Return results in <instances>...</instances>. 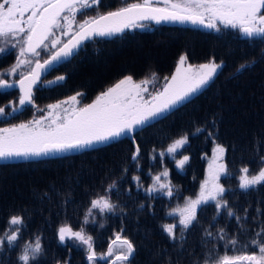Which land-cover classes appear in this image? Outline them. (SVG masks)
I'll list each match as a JSON object with an SVG mask.
<instances>
[{"label":"trees","instance_id":"obj_1","mask_svg":"<svg viewBox=\"0 0 264 264\" xmlns=\"http://www.w3.org/2000/svg\"><path fill=\"white\" fill-rule=\"evenodd\" d=\"M138 1L102 0L98 8L85 10L83 15L78 13L77 21ZM138 23L146 26L83 41L72 56L54 64L33 86L35 107L26 104L11 116L0 117V128L40 117L50 103L78 92L83 93L79 105L90 104L99 93L128 75L138 82L151 79L155 73L157 79L148 88L153 92L162 90L164 78L172 76L181 55L187 57L189 64L214 58L223 61L224 67L209 85L138 129V167L131 159L135 145L126 137L80 152L0 162V230L11 215H23V240L40 235L45 248V255L36 264H63L65 260L69 264H86L84 248L61 245L56 230L65 221L78 230L90 200L113 182L117 187L111 191V200L117 205L116 210L97 215L96 222L85 228L98 253L105 252L114 233L123 229V235L136 249L131 264H203L210 250L218 254L225 251L224 242L216 235L219 229L246 243L264 227V185L243 191L238 180L239 170L245 165L253 174L258 171L259 156L264 154V43L222 26L217 32L191 23ZM50 54L41 51L40 61ZM15 60L14 49L0 54V72ZM241 64L247 67L237 71ZM59 76L65 79L44 84ZM19 95L17 87L0 89V106L18 102ZM6 110L11 111V106ZM184 134L188 142L177 154L189 157L183 170H178L166 156L161 164L157 152ZM212 144L226 149L223 160L232 175L220 182L228 189L224 199L234 215L228 216L227 210L218 214L214 203L204 205L197 213V222L182 236L177 230V239L173 240L162 228L166 213L176 197L181 200L195 195ZM154 155L156 159H152ZM164 167H168V179L179 193L171 200L159 193L152 198L144 191L151 182L149 173L155 175ZM134 175L140 176L144 188L137 187L132 180ZM206 230L213 236H206ZM19 251L5 247L0 252V264H18Z\"/></svg>","mask_w":264,"mask_h":264},{"label":"snow or ice","instance_id":"obj_2","mask_svg":"<svg viewBox=\"0 0 264 264\" xmlns=\"http://www.w3.org/2000/svg\"><path fill=\"white\" fill-rule=\"evenodd\" d=\"M101 3L102 0H0V43L10 45L13 49L19 47L16 63L9 69L8 75L15 74L22 66L29 67L26 73H20L19 80L11 83L3 78V73H0V89L18 85L20 90L18 102H9L11 111L6 110L9 105L0 106V116H11L26 104L35 107L33 86L54 63L72 56L83 41L97 36H115L125 29L146 26L138 23L139 21L151 20L157 24L191 23L217 32L222 26L236 30L249 40L259 39L264 43V0H143L142 3H128L116 11L97 14L77 22L78 13L83 15L85 10L98 8ZM73 25L76 26L75 29ZM70 34L71 38L63 43L61 37H68ZM38 49L45 52L53 49L55 51H51L49 58L41 63L40 59H31L41 56ZM6 50V47H0V53ZM186 60L185 55L179 57L175 72L170 79L164 78L163 89L156 90L155 94L148 88V85L157 79L155 73L151 79L145 78L139 82L128 75L97 95L92 103L74 107L70 112L65 109L62 116L57 115L50 119L52 115L50 111L49 116L0 128V160L80 152L95 149L97 145H109L111 142L119 141L121 137H126L135 145L131 159L137 162L138 167L141 154V147L136 139L138 129H143L151 121L163 117L165 113L209 85L224 67L223 61L217 62L214 58L195 67L191 64L184 67ZM245 67L247 65L241 64L237 71ZM64 79V76H59L56 81L48 83ZM79 96H83V93L78 92L62 103L69 101L79 103L77 100ZM47 107L49 110L57 109L60 104H50ZM45 121L48 123L45 124ZM187 142V134L173 139L166 149L158 153L161 164H164L167 155L175 159L177 169L183 170L189 157L183 155L182 159H176V155ZM225 151L223 145H215L213 158L195 196L183 197L182 204L177 203L170 207L167 215L177 219L174 223L162 225L169 238L177 239V230L182 236L194 222H197V213L204 205L214 203L218 214L222 210H227L228 216L234 215L228 201L224 199L228 189L220 183L222 177L232 175L223 160ZM153 152L155 153L156 149H153ZM152 159H156V156L154 155ZM259 163L258 171L254 174L247 165L240 168L238 180L241 190L247 191L264 185V154L259 156ZM124 171L127 172L128 169ZM149 175L152 183L146 188L139 175H134L132 180L138 188H144L150 197L155 198L154 194L159 193L171 200L179 195L178 190L168 179V167H164L163 171L155 175L151 173ZM116 187V182H113L101 193L95 194L78 230L67 221L57 227L58 242L65 245L67 241H74L83 246L87 264H99L100 261L104 264H131V258L136 251L134 243L123 235L124 230L121 229L114 233L115 239L110 240L107 251L98 253L92 235L88 234L85 228V225L96 222L97 215L103 216L116 210L117 205L111 200V191ZM239 219L237 217L238 221ZM24 228V216L11 215L4 228L0 230V252L5 247L18 248L20 249L18 264H36L39 258L45 255V248L40 235L24 241ZM205 234L213 236L208 230ZM216 235L218 240L224 242L225 251L218 254L210 250L203 264H264V227L246 243H241L236 237H228L223 228L219 229ZM56 264H60V261ZM63 264L69 262L65 260Z\"/></svg>","mask_w":264,"mask_h":264},{"label":"rangeland","instance_id":"obj_3","mask_svg":"<svg viewBox=\"0 0 264 264\" xmlns=\"http://www.w3.org/2000/svg\"><path fill=\"white\" fill-rule=\"evenodd\" d=\"M143 2V0H139L137 3H142ZM159 6H163V5H159ZM85 19H87V18H85ZM83 21V20H82ZM77 22H81V21H77ZM76 28V26L75 25H73V29H75ZM57 35H59V33H57ZM71 36V34L68 36V37H61V40H62V42L64 43L69 37ZM46 43H49V42H46ZM0 47H6L7 48V50H9V49H13V48H11L10 47V45H8V46H6V45H4V44H2V43H0ZM59 47V46H58ZM6 50V51H7ZM15 50V53H16V56H17V54H18V50H19V47H17V48H15L14 49ZM5 51V52H6ZM38 51H43L42 49H38ZM51 51H54V49L53 50H51ZM51 51L50 52H46V53H51ZM4 52V53H5ZM43 52H45V51H43ZM0 54H2V53H0ZM51 55V54H50ZM49 57V56H48ZM31 59H33V60H35V59H40L39 57H31ZM45 60V59H44ZM43 61V60H42ZM16 63V60L14 61V63H12V65L9 67V68H6L4 71H2V72H0V73H3V78H5V79H7L9 82H13L15 79V77H20V73L21 72H27L28 70H29V67L28 66H22L20 69H18L17 70V72L15 73V74H12V75H8V71H9V69L14 65ZM205 63H207V62H205ZM202 64V63H201ZM189 65V63L186 61L185 62V64H184V67H187ZM191 65H193L194 67L195 66H198V65H200V64H191ZM177 67V66H176ZM175 70H176V68H175ZM175 70H174V72H175ZM173 72V73H174ZM171 78V77H170ZM169 78V79H170ZM123 79V78H122ZM51 81H53V80H51ZM139 82V81H138ZM117 83V82H116ZM115 83V84H116ZM44 84H49L48 82H45ZM114 85V84H113ZM112 85V86H113ZM111 87V86H110ZM107 90V89H106ZM105 90V91H106ZM150 91V90H149ZM151 92H153V91H151ZM100 94V93H99ZM98 94V95H99ZM153 94H155V92H153ZM196 94V93H195ZM74 95H76V94H73V95H71V96H74ZM71 96H68V97H66V98H64V99H60V100H57V101H54V102H52V103H50L51 105H55V104H60V107L59 108H57V109H52V110H49L48 109V107H46V110L44 111V113L40 116V117H35V119H40L42 116H49V112L51 111V113H52V115H51V117H50V119H54L57 115H60V116H62V115H64V110L65 109H68V111L70 112L74 107L75 108H78V107H83V106H80L79 105V103H75V102H71V101H69L68 103H62V102H64V101H68V98L69 97H71ZM193 96V95H192ZM96 98V97H95ZM94 98V99H95ZM145 98L147 99V96H145ZM190 98V97H189ZM93 99V100H94ZM77 100L78 101H80L79 100V97H77ZM92 100V101H93ZM92 103V102H91ZM49 104V105H50ZM179 105V104H178ZM0 117H2V116H0ZM32 120V119H31ZM23 123H26V122H23ZM48 123V121H45V124H47ZM1 128H5V127H1ZM215 145L216 144H212V146H211V149H210V151H209V153L207 154V156H206V158H205V169H204V174H203V177H202V179H201V181L204 179V177H205V173H206V170H207V168H208V165H209V163H210V161L212 160V158H213V149L215 148ZM184 146V145H183ZM167 148V147H166ZM165 148V149H166ZM181 149V148H180ZM179 149V150H180ZM178 150V151H179ZM159 152H157V154H158ZM41 157H43V156H41ZM166 157H168V158H170L172 161H173V164L175 165V159H173L172 157H169V156H167L166 155ZM182 157L183 156H180V157H178L177 155H176V159H182ZM33 158H37V157H33ZM14 159H24V158H12V159H8V160H14ZM176 167V166H175ZM178 170H181V169H178ZM161 171H163V170H161ZM160 171V172H161ZM240 175V174H239ZM238 175V176H239ZM223 178V177H222ZM200 181V182H201ZM152 183V181L150 182V184ZM221 183V182H220ZM200 184V183H199ZM199 190V185H198V187H197V190H196V192ZM196 194V193H195ZM195 196V195H194ZM193 196V197H194ZM174 204H173V206L172 207H174L177 203H183V199H181V200H178L177 199V197H176V199H175V201L173 202ZM169 211V210H168ZM168 211H167V213H168ZM167 213H166V222L165 223H174L175 221H176V219L177 218H175V217H171V216H168L167 215ZM66 243H69L70 245H73V246H79V247H82L83 248V246H80L79 244H77L76 242H74V241H67Z\"/></svg>","mask_w":264,"mask_h":264},{"label":"water","instance_id":"obj_4","mask_svg":"<svg viewBox=\"0 0 264 264\" xmlns=\"http://www.w3.org/2000/svg\"><path fill=\"white\" fill-rule=\"evenodd\" d=\"M116 11V10H115ZM139 22H143V21H139ZM149 22H152V23H155V24H157L156 22H154V21H151V20H149ZM165 23H169V24H176V23H178V22H162V23H159V24H165ZM185 24H189V23H185ZM108 37H111V36H108ZM71 38V36L64 42V43H66L69 39ZM55 51V50H54ZM49 58V57H48ZM48 58H46V59H48ZM44 61V60H43ZM43 61H41V63H43ZM54 64H56V63H54ZM53 64V65H54ZM52 65V66H53ZM51 66V67H52ZM51 67H49L45 72H47ZM44 72V73H45ZM43 73V74H44ZM42 78V77H41ZM15 87H17V89L19 90V87H18V85L17 86H15ZM19 92H20V90H19ZM28 159H31V158H28ZM17 160H23V159H14V160H0V162H5V161H17ZM113 239H115V237L113 238ZM108 247V246H107ZM107 251V250H106ZM103 262V261H102ZM86 264H87V260H86Z\"/></svg>","mask_w":264,"mask_h":264}]
</instances>
